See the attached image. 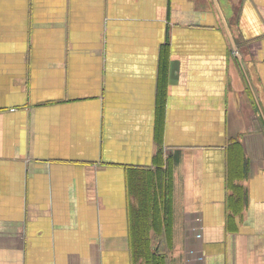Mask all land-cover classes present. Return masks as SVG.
Wrapping results in <instances>:
<instances>
[{"label":"crops","instance_id":"1","mask_svg":"<svg viewBox=\"0 0 264 264\" xmlns=\"http://www.w3.org/2000/svg\"><path fill=\"white\" fill-rule=\"evenodd\" d=\"M0 264H264V0H0Z\"/></svg>","mask_w":264,"mask_h":264},{"label":"trees","instance_id":"2","mask_svg":"<svg viewBox=\"0 0 264 264\" xmlns=\"http://www.w3.org/2000/svg\"><path fill=\"white\" fill-rule=\"evenodd\" d=\"M170 178H171L170 173L168 172L161 173L160 171L158 191L157 189H155L156 186L152 187L156 183L152 175L150 177L145 176V178H143L142 184H139L138 181L134 180L133 178V184L136 189V192L139 195H143V207L141 213V215H143V220L147 218L149 212L151 211V205L149 200H154L153 207L156 211L159 210V203H158L159 199L157 196L161 197V200L164 201V204L166 206L165 208L169 210L170 200H167L168 199L167 196L171 193V189H172L171 181L169 180Z\"/></svg>","mask_w":264,"mask_h":264},{"label":"built area","instance_id":"3","mask_svg":"<svg viewBox=\"0 0 264 264\" xmlns=\"http://www.w3.org/2000/svg\"><path fill=\"white\" fill-rule=\"evenodd\" d=\"M199 237V236H198ZM198 260V258H196V260L195 261H197ZM189 261H191V260H189ZM189 261H187V262H189Z\"/></svg>","mask_w":264,"mask_h":264}]
</instances>
